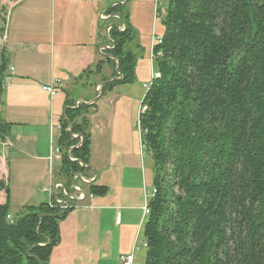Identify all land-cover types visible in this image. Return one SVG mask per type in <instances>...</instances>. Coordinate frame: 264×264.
<instances>
[{"label": "trees", "instance_id": "16d2710c", "mask_svg": "<svg viewBox=\"0 0 264 264\" xmlns=\"http://www.w3.org/2000/svg\"><path fill=\"white\" fill-rule=\"evenodd\" d=\"M164 3L163 32L151 49L158 78L144 94L137 120L152 162L144 264H264V0ZM121 6L105 16L120 17ZM120 22L124 31L108 32L106 63L112 78L111 58L117 60L121 80L102 86V96L134 78L135 55L126 50L134 36ZM7 68L0 50V103ZM64 105L60 172L71 179L89 164L90 107ZM8 129L0 124V138ZM72 135L83 142L69 157L83 166L67 156L79 143ZM106 190L88 186L96 197ZM0 191L8 195L3 182ZM68 211L42 204L11 218L8 202L0 205V264H48Z\"/></svg>", "mask_w": 264, "mask_h": 264}, {"label": "crops", "instance_id": "0c3cea01", "mask_svg": "<svg viewBox=\"0 0 264 264\" xmlns=\"http://www.w3.org/2000/svg\"><path fill=\"white\" fill-rule=\"evenodd\" d=\"M6 1L11 2L9 8ZM25 1H0V10H5L4 18L0 20V50L8 61L7 78L0 103V124L9 126L6 135L0 138V182L8 188V195L0 191V205L7 201L9 215L13 218L26 207L36 208L50 202L51 197L44 193V190L43 193L39 190L34 195L30 186L29 189L26 188V194L18 203L10 205L9 180L14 172L18 182L39 181V187L42 188L60 184L70 196L73 195L70 190L74 179L75 186L85 193V199L77 203L68 202L72 206L59 221L60 241L52 250L48 264H120L119 256L129 254L135 246L137 252L134 253L133 264H144L143 208L152 195L151 182V193L147 196L146 178H144L146 186L144 191L138 180L127 183L120 174L115 184L98 185L106 187L104 196L89 198L88 186L96 185L99 170L103 172L106 169L103 165L102 168H97L92 161L95 142L92 136L93 121H101L97 109L93 111L92 107H95L102 97V95L98 96L95 90L100 81L102 82V76H94L92 93L85 92L84 99L80 97L70 101L72 99L68 96L63 94L64 96L61 97L59 94L61 91L67 92L69 85L82 83L86 72L91 71L100 62H102L101 74L104 72V59L108 58L102 52H106V48L109 47V42L103 45L107 28L104 22L109 20L104 12L98 13L96 20L94 13L95 7L98 11L101 10L103 0H50L49 29L45 28L46 26L39 28V34L45 30L49 31V39L43 41L45 36L40 35L37 44L30 43L28 39V42H25L22 34L24 27L21 22L20 32L12 36L14 22L20 13L19 6ZM121 29L123 30V27ZM35 47L45 55L47 49L51 55L50 74L42 80L32 77L26 71L33 72L38 65L35 60L23 58L26 64L23 68H19L11 58L14 51L20 54ZM92 48L96 49L98 57ZM53 80H59L61 88L54 97L48 94L47 97L41 89L45 85L40 82L50 84ZM86 84V82L82 83V85ZM93 95L98 98L91 99ZM65 101L73 102L74 106L78 104L90 107L86 117L90 123V156L87 167L91 169H86L87 171L82 175L79 174L80 178H74L73 175L68 179L61 174V156L60 159L50 160L52 148L59 147L60 120L64 116L65 109L68 108L64 105ZM45 108L48 110L47 114ZM100 123L104 125L103 122ZM103 131L104 129L101 128V132ZM106 154L107 149L102 153L101 159H105ZM81 179L93 180L89 184H84ZM58 198L62 200L60 194Z\"/></svg>", "mask_w": 264, "mask_h": 264}, {"label": "rangeland", "instance_id": "374dc122", "mask_svg": "<svg viewBox=\"0 0 264 264\" xmlns=\"http://www.w3.org/2000/svg\"><path fill=\"white\" fill-rule=\"evenodd\" d=\"M6 3L9 8L11 2L6 1ZM122 3V0H103V7L101 10L98 11L96 7L94 8L97 20L98 13H105L113 4L122 5L119 9L121 19L118 17V19H112L104 23L106 27L117 25L120 28L119 30H122V27H120L121 20L131 29L134 37L133 41L126 45V50L135 55V65L132 83L115 86L111 92L106 93L97 101L95 107H92L93 111L97 109L98 118L101 119V121H93L92 136L95 142L93 144L92 161L99 169L102 168L101 165L106 167L103 172L99 170V178L96 185H113L119 179L120 174H122V178L126 179L125 182L127 183L136 182L138 180L139 183L142 184V190L145 191L146 186L144 178H146L148 183V196L149 193H151L152 185H150V182H152V162L145 149L142 148L140 144L137 120L142 99L153 80L152 75L155 73L152 65L151 49L154 40L163 32L162 18L165 13V3L163 0H126L123 4ZM50 6V0H26L19 6L20 13H18L19 16L14 22L12 36H16L20 32L19 24L21 22L24 27L22 34L23 37H25V42L30 40V43L37 44L38 36L40 35L45 36L43 41H47L49 39V31L45 30L39 34V28L41 26L42 28L46 26L45 28L49 29ZM4 11V9L0 10V20H3L5 16ZM118 23L120 24L118 25ZM106 43H108V40L105 37L103 45ZM108 46L110 48V43H108ZM89 47L90 46L87 47L88 50H90ZM92 49L94 50V54L98 57L96 49ZM45 52L46 55L39 52L38 48L35 47L30 51L21 52L20 54L14 51L12 52L11 58L19 68H23L26 64V62L22 60L23 58L35 60L38 65L33 72H30V70L26 71L31 74L32 77H38L42 80V78L44 79L50 74L51 68V55L48 53L47 49ZM106 52L102 53L106 54ZM104 58L105 57H103V59ZM104 62L103 66L105 68L102 74L101 71L96 73L95 68H92L91 72L85 74L83 77L82 83L86 82V85H82V83L78 82L76 85H69L68 87L70 88L67 92H59L60 96L63 97L66 95L72 99L70 101H75L80 97L84 99L85 96L83 95L85 92L92 93L95 82L94 76L101 75L102 79H110L113 74L112 67L106 63L105 59ZM56 64H58L57 61ZM41 83L45 86L49 85V83L45 84L40 82V84ZM100 83L102 82L100 81ZM98 91L100 92V89H98ZM45 96L49 97L47 94ZM95 98L98 97H94L93 95L91 99ZM45 111L47 114L48 110L46 108ZM100 122H103L104 125H101L102 123ZM101 128L104 129L103 132H101ZM106 149V158L101 159V155ZM16 176L15 172L12 173L9 180V187L11 190L10 205L18 203L26 194V188L29 189L30 186L31 192L34 195H36L39 190L42 192L47 188L39 187V181L23 180V182H18Z\"/></svg>", "mask_w": 264, "mask_h": 264}, {"label": "built area", "instance_id": "2783aa9c", "mask_svg": "<svg viewBox=\"0 0 264 264\" xmlns=\"http://www.w3.org/2000/svg\"><path fill=\"white\" fill-rule=\"evenodd\" d=\"M156 41H157V38L154 40V42H156ZM11 71H12V69H11ZM152 77H153V79H157L158 75H156V73H154L152 75ZM60 88H61V82L59 80H53L49 85L43 86L41 89L43 92L48 94L50 97H54ZM60 156H61V151H60L59 147L52 148L51 154H50V160L60 159ZM70 160H75V159L70 158ZM92 180L93 179H90V180L81 179L82 183H84V184H89L90 182H92ZM59 191H60V193H59ZM70 191L73 194L72 196H70L68 191L65 190V188L62 187L60 184L59 185H57V184L51 185V186L47 187L46 189H44V193L48 194L51 197L48 205L49 206H55V204H56L61 208V210H66V209L71 208L72 205H70L68 202L76 201V203H77V202H82L85 199V193L82 190H80L77 186H74ZM58 194H60L62 196V200L58 198ZM89 198L91 199L92 195H90ZM146 204H147V202L145 203V206L143 208V214L145 216H146ZM8 219H9V217H8ZM142 247L143 248L145 247L144 242H143ZM135 252H137V246H135L129 254L120 255L118 258L119 263L120 264H133Z\"/></svg>", "mask_w": 264, "mask_h": 264}, {"label": "water", "instance_id": "95a60500", "mask_svg": "<svg viewBox=\"0 0 264 264\" xmlns=\"http://www.w3.org/2000/svg\"><path fill=\"white\" fill-rule=\"evenodd\" d=\"M122 1H123V3H124L126 0H122ZM123 3H122V4H123ZM116 5H121V4H113L110 8H112V7L116 6ZM110 8H109V9H110ZM107 11H108V10H106V12H107ZM106 12H105V13H106ZM110 19H118V16H108V17H107V20H110ZM120 23H121V22H120ZM121 24H122V23H121ZM122 26H123V24H122ZM112 28H115V29H117V30L120 29L117 25H110V26H108V27L106 28V31H105V37L107 38V40H108V42L110 43V45L112 44V42L109 40L108 32H109V30L112 29ZM119 31L121 32V30H119ZM122 31H124V26H123V30H122ZM108 50H110L109 47L106 48V51H108ZM106 57L109 58L108 55H106ZM110 58H111V57H110ZM111 59L114 60L115 63H116V67H115V71H114V73H115V77L110 78V79H108L107 81L102 82V83H100V84L97 86V88H96L95 90H96V92L98 93V96L101 95V93L98 91V89H100L102 86L108 84L109 82H112V81H119V80L121 79V75L118 73V62H117V60H115L114 58H111ZM77 106H78V104H75L74 109H76ZM63 118H64V116H63ZM68 131H69V133L71 134V130H70L69 127H68ZM71 138H73V139H78V140H79V144H77V146H75V147H73V148H70V150L68 151L67 156H68L69 160H70V157H69V153H70V151L73 150V149H78V148L81 146L82 142H83L82 136H73V135H72ZM70 161H71V162H76V163L79 164L80 166H83L82 163H81L80 161H76V160H70ZM83 168H85V169H91L90 167H87V166H84ZM74 178H80L79 174H76V175L74 176ZM74 186H75V180L73 179V180H72V188H73ZM72 188H71V189H72ZM74 199H75V198H74Z\"/></svg>", "mask_w": 264, "mask_h": 264}, {"label": "bare ground", "instance_id": "6f19581e", "mask_svg": "<svg viewBox=\"0 0 264 264\" xmlns=\"http://www.w3.org/2000/svg\"><path fill=\"white\" fill-rule=\"evenodd\" d=\"M159 37L157 38V41L156 42H153V45L155 44V43H158L159 42ZM156 75H158V74H156ZM154 80V79H153Z\"/></svg>", "mask_w": 264, "mask_h": 264}]
</instances>
